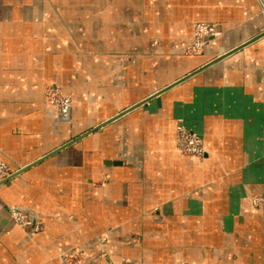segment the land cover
I'll return each instance as SVG.
<instances>
[{
  "label": "crops",
  "instance_id": "0c3cea01",
  "mask_svg": "<svg viewBox=\"0 0 264 264\" xmlns=\"http://www.w3.org/2000/svg\"><path fill=\"white\" fill-rule=\"evenodd\" d=\"M264 0H0V264H264ZM196 22L214 24L186 55ZM47 85L71 98L59 114ZM207 150L176 149L178 121ZM43 228L28 234L10 209Z\"/></svg>",
  "mask_w": 264,
  "mask_h": 264
},
{
  "label": "built area",
  "instance_id": "2783aa9c",
  "mask_svg": "<svg viewBox=\"0 0 264 264\" xmlns=\"http://www.w3.org/2000/svg\"><path fill=\"white\" fill-rule=\"evenodd\" d=\"M264 15V10L262 11ZM193 29L196 31L194 33L195 36H199L197 38V45L200 43L203 45L207 43L209 38H215L220 35L219 30L214 24L209 23H196L194 24ZM264 35V33H263ZM46 99H50V103L53 104L56 108L57 113L66 114L69 112L71 108V100L68 97L59 94L57 87L49 86L45 90ZM176 148L179 153L193 156L198 159H202L207 150L205 149L202 140L199 136L192 131L188 130L182 124V121L179 120L176 127L175 134ZM19 169H11L6 163L0 161V185L7 178L16 173ZM11 217L21 225L25 227L26 225H30L29 221L23 220V214L18 211H11ZM36 226L34 229L36 230ZM184 264V263H180Z\"/></svg>",
  "mask_w": 264,
  "mask_h": 264
},
{
  "label": "rangeland",
  "instance_id": "374dc122",
  "mask_svg": "<svg viewBox=\"0 0 264 264\" xmlns=\"http://www.w3.org/2000/svg\"><path fill=\"white\" fill-rule=\"evenodd\" d=\"M262 14V16H263V18H264V15H263V13H261ZM196 23H207V22H196ZM196 23H194V24H196ZM194 24L192 25V29H191V35H190V40H189V43H188V45L186 46V47H184V53L186 54V55H190V56H196V55H199V54H201L202 53V51H203V49H204V46H205V44H199V45H197V38L199 37L198 35L197 36H195L194 35V33L196 32L194 29H193V27H194ZM209 24H211V23H209ZM218 29V28H217ZM219 30V32L221 33V31H220V29H218ZM263 71H264V57H263ZM49 86H54V85H47L45 88H44V100H45V103L47 104V105H50V106H52L54 109H55V111H56V108H55V106L53 105V104H51L50 103V99H46V93H45V90H46V88L47 87H49ZM55 87H57V86H55ZM57 89H58V91H59V94L60 95H63V96H65V97H68V98H70L69 96H67V95H64L61 91H60V89H59V87H57ZM70 100H71V98H70ZM71 105H72V102H71ZM57 112V111H56ZM183 124V123H182ZM185 127V126H184ZM189 130V129H188ZM194 133V132H193ZM200 138V137H199ZM201 139V138H200ZM202 140V139H201ZM176 142V141H175ZM203 142V141H202ZM177 149V148H176ZM178 151V150H177ZM181 154V153H180ZM182 155H184V154H182ZM188 156V155H187ZM193 157V156H192ZM196 158V157H195ZM198 159V158H197ZM199 160H201V159H199ZM0 161H2V160H0ZM2 162H4V163H6L10 168H11V166L7 163V162H5V161H2ZM12 169V168H11ZM10 177H12V176H10ZM9 177V178H10ZM9 178H7L6 180H8ZM5 180V181H6ZM5 181H3L2 183H4ZM11 211H18V212H20V213H22L24 216H23V220L25 221H29V223H30V225H26L25 227H22L21 225H19L20 223H18V222H16L12 217H11V214H10V212ZM10 212H9V215H10V218L13 220V222L20 228V229H22V230H24L26 233H28V234H31V233H36V232H38V231H40L42 228H43V223H42V221L41 220H39V219H34V217L33 216H31V212H29V211H27L26 209H22V208H16V207H13V208H11L10 209ZM37 227L36 228V230L34 229V227ZM58 259H59V261H60V264H82L81 263V253L79 252V250H77V249H70V250H67V251H65V252H63V253H60L58 256ZM180 263H184V264H187V263H185V262H183V261H180L178 264H180Z\"/></svg>",
  "mask_w": 264,
  "mask_h": 264
}]
</instances>
